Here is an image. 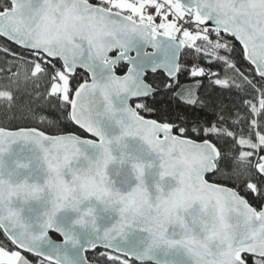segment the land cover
Wrapping results in <instances>:
<instances>
[{"label": "snow or ice", "instance_id": "snow-or-ice-1", "mask_svg": "<svg viewBox=\"0 0 264 264\" xmlns=\"http://www.w3.org/2000/svg\"><path fill=\"white\" fill-rule=\"evenodd\" d=\"M0 264H264V0H0Z\"/></svg>", "mask_w": 264, "mask_h": 264}]
</instances>
